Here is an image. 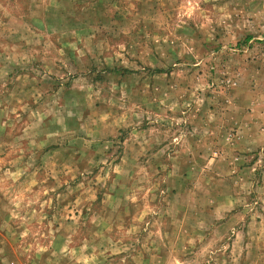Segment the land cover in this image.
I'll use <instances>...</instances> for the list:
<instances>
[{"label":"rangeland","instance_id":"374dc122","mask_svg":"<svg viewBox=\"0 0 264 264\" xmlns=\"http://www.w3.org/2000/svg\"><path fill=\"white\" fill-rule=\"evenodd\" d=\"M0 264H264V0H0Z\"/></svg>","mask_w":264,"mask_h":264}]
</instances>
